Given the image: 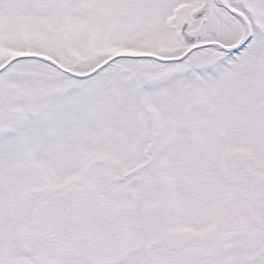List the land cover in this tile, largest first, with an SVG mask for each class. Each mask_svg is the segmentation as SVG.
<instances>
[{"label":"snow or ice","instance_id":"6c2138e0","mask_svg":"<svg viewBox=\"0 0 264 264\" xmlns=\"http://www.w3.org/2000/svg\"><path fill=\"white\" fill-rule=\"evenodd\" d=\"M0 264H264V0H0Z\"/></svg>","mask_w":264,"mask_h":264}]
</instances>
